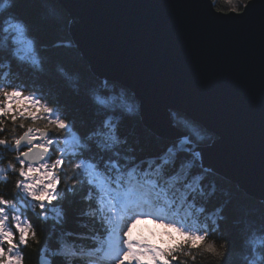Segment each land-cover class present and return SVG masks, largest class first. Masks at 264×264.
Wrapping results in <instances>:
<instances>
[{"label":"trees","instance_id":"obj_1","mask_svg":"<svg viewBox=\"0 0 264 264\" xmlns=\"http://www.w3.org/2000/svg\"><path fill=\"white\" fill-rule=\"evenodd\" d=\"M211 1L214 8L224 9L226 13L233 11V4L234 12L242 11L250 0ZM71 22L68 13L54 0H0V88L6 93L33 98L45 111L53 106L64 117L57 127H63L65 121L68 123L67 131L57 144L60 154L83 165L73 176L69 167L64 169L65 181L70 183L71 179H77L79 183L61 185L60 194L51 201L46 200L44 207L36 210L38 213L32 207L36 201L22 192L17 193L23 219L34 226L31 232L28 227L25 230L23 240L27 238L29 244L23 249L24 264H39L41 257L50 264L102 262L99 252L107 247L105 236L114 223L105 215L103 207L102 195L106 188L119 191V187H124L136 198L143 194L135 178L121 186L108 180L102 170L94 174V192V185L88 182V165L100 163L111 155L104 149L101 123L112 113H116L113 119L118 123L119 137L125 141L119 146V152L129 154L131 149L137 158L143 159L159 157L172 148L178 153L175 164L188 168L192 176L201 179L203 195L196 193L190 202L174 204L164 216L165 220L173 219L175 224L183 222L185 225V239L176 244L186 249L182 264H264V252L260 251L264 249V201L248 196L237 184L203 166L196 152H190L193 146L210 145L215 136L175 112L173 124L186 135L189 148L181 150L179 142L176 144L153 134L144 126L133 94L92 73L70 36ZM20 38L29 42L31 52L18 48ZM9 84L15 87L9 88ZM8 99V95H0V109L6 110L0 111V127L7 122L5 135L18 136L26 131L15 124V119L20 121V127L30 121L29 130L37 125L52 130L51 120L40 116L43 112L32 119L7 110ZM176 115L188 124L177 122ZM70 134L75 140L67 147L64 141ZM13 155L4 152L0 179H6L7 172L14 170L11 164L7 170L4 168ZM20 171L24 172L23 166ZM10 180L14 181L15 177ZM15 193L11 183H0V195L11 198ZM194 248L198 250L193 251ZM15 263L20 264V261Z\"/></svg>","mask_w":264,"mask_h":264},{"label":"water","instance_id":"obj_2","mask_svg":"<svg viewBox=\"0 0 264 264\" xmlns=\"http://www.w3.org/2000/svg\"><path fill=\"white\" fill-rule=\"evenodd\" d=\"M54 1L92 73L133 94L147 129L181 141L174 112L201 125L215 136L191 148L203 166L264 201V0L223 14L211 0Z\"/></svg>","mask_w":264,"mask_h":264},{"label":"snow or ice","instance_id":"obj_3","mask_svg":"<svg viewBox=\"0 0 264 264\" xmlns=\"http://www.w3.org/2000/svg\"><path fill=\"white\" fill-rule=\"evenodd\" d=\"M214 11L222 14L225 12L224 9L218 10V8H214ZM23 58L26 59L27 54ZM8 87L15 86L9 84ZM48 115L52 118L51 131L43 129L39 125L29 130L27 125L31 123L30 121H26L25 126L20 127V121L15 117H13L15 124L20 129L26 128L22 134L12 137L5 135L7 122L3 127H0V149L14 154L12 160L4 168L7 170L9 164L15 166L13 171L7 172L6 179H0V183H11L16 190L11 198L0 195V221H2L0 224V264H15V261L24 264L23 249L28 246L29 240L27 238L21 240L19 229L28 227L31 232L34 227L31 223H27L18 211L17 193L21 192L25 185L32 189L33 200L37 202L32 207L37 212V209L40 210L44 207L40 202L51 201L60 194L61 185L79 183L77 179H71L70 183L65 181L63 179L64 169L69 167L73 176L80 172L83 165L72 161L71 158L62 157L60 148L57 147L59 137L65 134L68 123L65 121L63 127H57L58 121H63L64 117L60 116L53 106H48L45 116ZM115 115L116 113H112L101 123L104 132V149L110 151L111 155L100 163L88 165V182L90 185H94L92 188L94 192L96 183L94 174L102 170L108 180L121 186L126 181L130 183L135 178L143 194L123 208L127 214V220L120 230V238L109 246L111 264H128L131 260L144 261L146 264H182L183 251L186 249L171 244L161 248L160 244L153 245L147 242L149 246L145 249L146 254L137 255L138 249L133 248L132 244L124 239V235L129 221L137 217H148L164 224H173L165 222V213H168V209L174 204L190 202L193 194L203 195L201 179L192 176L188 168L175 164V157L178 153L172 148L159 157L143 159L137 158L131 149H129V154L119 152V146L125 141L119 137L118 123L113 119ZM174 118L181 124H188L183 117L176 115ZM198 135L196 132V136ZM4 152H0V164H3L5 159ZM49 161L51 163H46ZM36 163H39L41 167H36ZM22 166L24 172L20 171ZM173 168L175 171H169ZM10 177H15V180H10ZM36 184H39L40 187L36 188ZM194 243L196 242L194 241ZM197 250L193 249V251ZM249 251L251 252L252 249ZM260 251L264 252V249H260ZM65 255L67 256L66 253ZM145 255V259L139 258Z\"/></svg>","mask_w":264,"mask_h":264},{"label":"rangeland","instance_id":"obj_4","mask_svg":"<svg viewBox=\"0 0 264 264\" xmlns=\"http://www.w3.org/2000/svg\"><path fill=\"white\" fill-rule=\"evenodd\" d=\"M18 43V48L22 51H24L25 53L27 52H31V46L29 44V42L27 40H24L22 38L19 39V41H17ZM20 99H24L25 100V105L24 106H20L17 107V105L15 104V100L17 99V96L14 95L11 97V99H8V102L5 103L6 109L9 111L14 110L17 114L21 113H25L24 115L21 116H25V115H29L31 116L32 119L36 118V116L38 117L39 112H43L44 115L40 114V116L45 119V120H51V116H45V113L47 111L43 110V107L40 106L33 98L30 97H19ZM8 104H11L12 107L11 109H8ZM173 114V113H172ZM172 114H171V119H172ZM67 131V130H65ZM75 140V136L73 134L68 135V137H66L64 144L67 145V147L72 146L73 142ZM182 142L180 143V140L178 141H172L175 142L176 144L178 143L179 145V149L184 150V149H188L189 148V144H187L185 142V138L181 139ZM185 147V148H183ZM190 152H194L191 151ZM196 152V151H195ZM196 154L199 156V160L202 162V159L200 157V155L196 152ZM47 163V162H46ZM36 167H41V165L36 166ZM25 179L27 180V177H25ZM36 188H39L40 185L36 184L35 185ZM32 189L27 188V185H25V187L22 189V193L24 194L25 197L33 200V196H32ZM107 201H105V205L108 206V211H109V216L112 218L113 222H114V227L107 233L106 235V240L107 242L110 244L113 243V239L118 240L120 238V230L121 228L124 227V223L127 220V215H125L123 212V208L125 203H127V199L121 196H117L116 194L110 193L107 195ZM40 202V203H44ZM18 211L21 213L22 211L20 209H18ZM107 211V212H108ZM137 219H144L141 217H137ZM0 224H2V221H0ZM168 228H172L174 229V234L173 235H169L167 232L164 231V229L162 227H153L151 230L153 231V240L157 243V244H161L162 242L165 241H170V239L172 238H177L180 235V232H177V228L175 227H170L165 225ZM27 227H21L19 229L20 233H21V240H23L24 235H25V230ZM136 232H142L143 235L147 236L149 234V229L148 228H142V227H138L137 229H135L133 231V235L136 234ZM124 239L128 242H130L132 244V246H135V248L138 249L137 251V255H143L146 254L145 253V249L149 246L146 240H136V239H129L128 238V227L127 230L125 232L124 235ZM140 249H144V251H140ZM16 262V261H15ZM16 264V263H15ZM107 264H111L107 263ZM128 264H146V262L144 261H140V260H131L128 262Z\"/></svg>","mask_w":264,"mask_h":264},{"label":"clouds","instance_id":"obj_5","mask_svg":"<svg viewBox=\"0 0 264 264\" xmlns=\"http://www.w3.org/2000/svg\"><path fill=\"white\" fill-rule=\"evenodd\" d=\"M223 2V0H222ZM219 10V7H218ZM232 10L235 11L236 7L235 4L232 5ZM0 95H8L9 99H11L12 95H16L17 99L15 100V104L17 105V107L20 106H24L25 105V100L24 99H20V94L19 93H6L5 90L3 88H0ZM12 105L8 104V109H11ZM0 111H6L3 109H0ZM25 113H21V115H24ZM49 187H51V185H49ZM138 227H142V228H148L149 229V234L147 236L143 235L142 232H136L135 235H133V231L135 229H137ZM153 227H162L164 229L165 232H167L170 236L174 234V229L172 228H168L165 226L164 223L162 222H157L151 218L148 219H133L131 221H129L128 223V238L129 239H136V240H146L148 243H151L153 245H155V241L153 240L152 236H153V231L151 230ZM184 237H177L176 240H170V241H165L162 242L160 244L161 248H164L166 245H176L179 243H182L184 241ZM133 248H135V246H133ZM140 251H144V249H140ZM141 260L146 258L145 256H141L139 257Z\"/></svg>","mask_w":264,"mask_h":264}]
</instances>
